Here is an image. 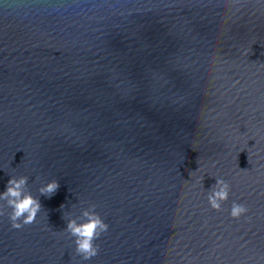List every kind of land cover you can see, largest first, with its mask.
I'll use <instances>...</instances> for the list:
<instances>
[{
  "label": "water",
  "instance_id": "1",
  "mask_svg": "<svg viewBox=\"0 0 264 264\" xmlns=\"http://www.w3.org/2000/svg\"><path fill=\"white\" fill-rule=\"evenodd\" d=\"M21 178L0 264H264V0H0V194Z\"/></svg>",
  "mask_w": 264,
  "mask_h": 264
},
{
  "label": "clouds",
  "instance_id": "2",
  "mask_svg": "<svg viewBox=\"0 0 264 264\" xmlns=\"http://www.w3.org/2000/svg\"><path fill=\"white\" fill-rule=\"evenodd\" d=\"M26 183V178H21L20 181L9 180L7 191L0 194V199L7 201L8 206L12 209L9 214L11 226L19 229L24 225L31 224L35 221L37 213L40 210L39 202L32 198L31 195H23L20 191L21 186ZM217 185H222L219 191L214 189L209 196V202L213 209L219 210L221 201H226L229 197L230 187L221 180H217ZM58 188V183L52 181L46 188L41 189V192L53 193ZM248 211L243 204L233 202L230 210V215L234 219H239ZM3 212L0 211V215ZM86 222L77 224L76 221H69L66 231L75 237L76 252L82 256L84 260H89L98 253V246L94 241L100 235L108 230V224L95 212H85Z\"/></svg>",
  "mask_w": 264,
  "mask_h": 264
}]
</instances>
